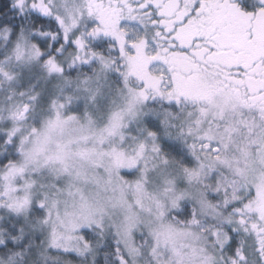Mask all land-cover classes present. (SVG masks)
I'll return each instance as SVG.
<instances>
[{"label": "snow or ice", "instance_id": "1", "mask_svg": "<svg viewBox=\"0 0 264 264\" xmlns=\"http://www.w3.org/2000/svg\"><path fill=\"white\" fill-rule=\"evenodd\" d=\"M0 264H264V0H0Z\"/></svg>", "mask_w": 264, "mask_h": 264}]
</instances>
